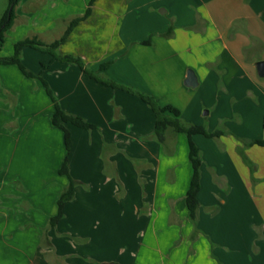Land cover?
Wrapping results in <instances>:
<instances>
[{"label":"crops","instance_id":"1","mask_svg":"<svg viewBox=\"0 0 264 264\" xmlns=\"http://www.w3.org/2000/svg\"><path fill=\"white\" fill-rule=\"evenodd\" d=\"M88 6L82 0L57 14L65 21L60 37ZM57 49L103 79L173 106L180 119L196 102L185 124L220 134L191 137L201 156L191 220L187 136L168 128L159 140L154 112L137 95L97 82L74 61L51 62L57 83L47 74V85L67 89L79 80L91 111L82 117L94 124L81 142L80 170L69 168L76 186L62 218L49 224L69 181L61 174L59 185L33 190L38 200L23 213L35 241L50 228L51 264H79L70 260L77 256L90 264H264V145L245 144L264 140V76L256 68L264 60V0H94ZM189 69L194 87L184 84ZM4 227L0 263L22 264L10 260L22 253L24 264H38L25 247L29 234ZM92 240L95 255L84 249Z\"/></svg>","mask_w":264,"mask_h":264},{"label":"rangeland","instance_id":"2","mask_svg":"<svg viewBox=\"0 0 264 264\" xmlns=\"http://www.w3.org/2000/svg\"><path fill=\"white\" fill-rule=\"evenodd\" d=\"M80 2L82 3V0H20L14 7L13 26L5 32L4 42L0 47V56H11L13 44L26 37L37 36L46 42L58 39L64 29L65 21L62 20L63 16L57 14L76 9ZM7 8L8 0H0V20ZM74 15L70 18L80 16ZM64 56L57 48L53 50V54L48 51L24 48L20 55L23 65L27 70L39 75L40 79L25 76L16 65L0 64V232L5 230L4 225L7 222L6 231L27 232L30 239L24 241L25 247L29 249L30 256L34 255L33 258L38 264H51L52 260H55L53 249L51 252L48 251V248H52L47 244L48 241L50 242L49 235H47L50 228L42 231L44 240L38 238L35 241L33 235L36 230L31 221V215L23 213L31 211L32 207L29 203L34 204L38 200L33 190L44 188L49 182H51L49 186L54 183L55 185L60 184L59 173L52 171L58 159L63 162L66 157L69 168L73 166L77 172L80 170L81 142L89 137L91 132L90 129L65 124L70 134L67 151L63 130L51 123L54 105L41 79L47 82L48 74L51 79L50 83L55 84L57 76L54 79L53 76L57 64L50 63L56 60L61 61ZM49 88L62 110L79 113L81 116L84 115L82 113H91L84 102L87 97L83 92L87 90L79 80L71 79L67 89H60L59 86L53 89L50 84ZM103 89L113 91L111 88ZM194 105L196 106V102L188 107V111L181 118L182 124H185L186 118L191 116ZM205 110L202 108L201 114ZM86 121L91 123L87 119ZM262 130L264 131V128ZM92 161L95 159L91 160L89 157L90 165ZM69 175L75 187L76 181L72 178L70 169ZM64 178L67 179L65 176ZM61 224L65 223L62 221ZM190 242H193L191 238ZM71 243L73 246L78 245V242L73 239ZM191 243L188 245L189 249L192 246ZM84 246V249L94 255L93 252L98 251L94 240ZM14 259L23 260L22 264H24L26 256L21 253L17 257L13 255L10 260ZM74 259L79 264H90V261L83 257H70V260ZM3 263L13 264V262L6 263V261ZM92 264L96 263L92 262Z\"/></svg>","mask_w":264,"mask_h":264},{"label":"trees","instance_id":"3","mask_svg":"<svg viewBox=\"0 0 264 264\" xmlns=\"http://www.w3.org/2000/svg\"><path fill=\"white\" fill-rule=\"evenodd\" d=\"M20 0H8V8L5 11L3 17L0 20V47L2 43L4 42L5 32L7 29L11 28L13 25V19H14V7L18 4ZM93 0L89 1V6L86 9L84 15L76 17L71 20L70 24L68 25L67 29L65 30L64 34L59 38L54 40L51 43H44L37 37L33 36L32 38L26 37L23 38L13 44V53L11 56H0V64L4 65H16L22 73L31 78H39V75L27 70L25 66L23 65L20 55L21 51L24 47H30L33 49L41 50V51H48L53 54V50L57 48L62 42L65 41L68 33L72 29V27L79 21L84 18H86L90 13V6L92 5ZM11 7V9H10ZM10 9V10H9ZM65 61H74L76 62L82 70L91 78L96 80L97 82H100L106 86L111 87H118L125 91H128L130 93H133L137 95L142 101H144L146 104L149 105V107L152 109L155 115V125H154V133L155 136L159 139H163L164 132L171 128L175 132H183L188 139V158L189 162L192 166V177L190 180L189 188L185 195V201L186 206L189 210V215L191 220H195L196 214H197V208H198V200H197V193L199 190V179H200V165H201V156H200V150L198 147L194 144L192 141V135L196 133L203 134L205 136H216L219 135L220 132H208L204 127L202 126H196L191 125L187 126L185 124L181 123V119L179 118V111L174 108L171 105H165V106H159L157 100L153 98L152 96L146 95L144 93L137 92L129 87H124L122 85H118L114 83L113 81L109 79H103L94 72L87 70L82 62L78 58L70 57V56H64L61 58ZM41 82L46 90L47 95L50 97L52 102L54 103V112L51 116V123L54 126L60 127L64 132L65 137V146L66 150H69V143H70V134L67 128L65 127V124H71L76 127H81L85 129H91L94 128V125L87 122L82 116L67 112L62 110L59 105L57 104L52 91L50 90L47 83L41 79ZM252 143H258L260 145H264V140H251V141H245L246 145L252 144ZM59 174L65 175L68 177L69 181L67 186L63 188L61 191L58 199H57V212L56 214L49 219V224L51 226H54L60 218L63 216V206L65 202L68 200H71L74 196V181L70 178L69 175V166L67 163V158L65 157L64 161L62 162L59 170Z\"/></svg>","mask_w":264,"mask_h":264},{"label":"water","instance_id":"4","mask_svg":"<svg viewBox=\"0 0 264 264\" xmlns=\"http://www.w3.org/2000/svg\"><path fill=\"white\" fill-rule=\"evenodd\" d=\"M10 9H11V7H10ZM256 68L258 70L259 75L264 76V60L256 62ZM184 84L188 87H194L197 84L196 77L194 75V72L191 69H189L187 71L186 78L184 79ZM100 264H116V263L104 262V263H100Z\"/></svg>","mask_w":264,"mask_h":264}]
</instances>
